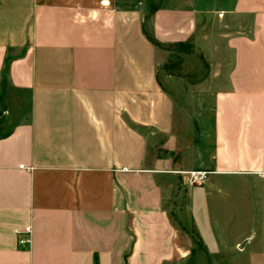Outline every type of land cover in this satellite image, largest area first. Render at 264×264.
<instances>
[{
    "label": "crops",
    "instance_id": "crops-1",
    "mask_svg": "<svg viewBox=\"0 0 264 264\" xmlns=\"http://www.w3.org/2000/svg\"><path fill=\"white\" fill-rule=\"evenodd\" d=\"M200 40L229 65L201 123L165 69ZM6 67L30 113L0 137V264H264V0H0Z\"/></svg>",
    "mask_w": 264,
    "mask_h": 264
},
{
    "label": "rangeland",
    "instance_id": "rangeland-1",
    "mask_svg": "<svg viewBox=\"0 0 264 264\" xmlns=\"http://www.w3.org/2000/svg\"><path fill=\"white\" fill-rule=\"evenodd\" d=\"M217 16L221 18V14L218 13ZM202 34H205V31ZM210 48L206 40H200L196 47L188 44L166 46L168 50V65L165 67L167 73L173 76L176 73L186 75L192 72L193 74L185 78L191 86H194L193 89L187 86V92H178L174 95L178 96V100L190 102V111L200 123L204 119H210L212 115L211 86L218 87L228 84L229 65L210 78L211 71L207 58L210 55ZM181 54H193V56H181ZM29 113L30 103L26 94L12 88L9 82L5 87H0V137L9 132L17 122L27 120ZM177 221L184 224L188 231H192V225L187 218L183 222L178 219Z\"/></svg>",
    "mask_w": 264,
    "mask_h": 264
},
{
    "label": "built area",
    "instance_id": "built-area-1",
    "mask_svg": "<svg viewBox=\"0 0 264 264\" xmlns=\"http://www.w3.org/2000/svg\"><path fill=\"white\" fill-rule=\"evenodd\" d=\"M181 176H186L188 178V181L191 185H202L208 175V172L206 171H176ZM32 235H33V229L32 226L29 225L24 231L17 232V243L20 247H28L32 245Z\"/></svg>",
    "mask_w": 264,
    "mask_h": 264
},
{
    "label": "trees",
    "instance_id": "trees-1",
    "mask_svg": "<svg viewBox=\"0 0 264 264\" xmlns=\"http://www.w3.org/2000/svg\"><path fill=\"white\" fill-rule=\"evenodd\" d=\"M183 44V43H182ZM177 45H180V44H177ZM7 73H8V68L6 67V69L4 70V73H3V76H2V79L0 81V87H5L8 83V76H7ZM97 264V263H96Z\"/></svg>",
    "mask_w": 264,
    "mask_h": 264
}]
</instances>
